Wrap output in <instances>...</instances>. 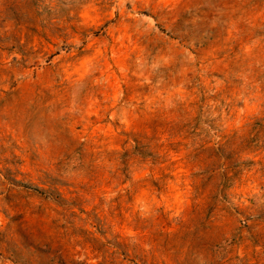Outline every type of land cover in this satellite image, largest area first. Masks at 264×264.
Returning <instances> with one entry per match:
<instances>
[{"label": "rangeland", "instance_id": "374dc122", "mask_svg": "<svg viewBox=\"0 0 264 264\" xmlns=\"http://www.w3.org/2000/svg\"><path fill=\"white\" fill-rule=\"evenodd\" d=\"M0 264H264V0H0Z\"/></svg>", "mask_w": 264, "mask_h": 264}]
</instances>
